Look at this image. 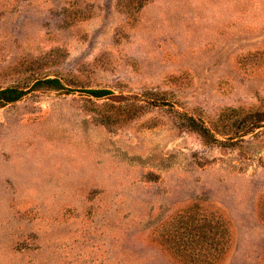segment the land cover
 <instances>
[{"label":"rangeland","instance_id":"rangeland-1","mask_svg":"<svg viewBox=\"0 0 264 264\" xmlns=\"http://www.w3.org/2000/svg\"><path fill=\"white\" fill-rule=\"evenodd\" d=\"M8 87L0 264H264V0H0Z\"/></svg>","mask_w":264,"mask_h":264},{"label":"trees","instance_id":"trees-1","mask_svg":"<svg viewBox=\"0 0 264 264\" xmlns=\"http://www.w3.org/2000/svg\"><path fill=\"white\" fill-rule=\"evenodd\" d=\"M42 82L46 84H51V85H54V84L60 85V82L55 78H48L46 80H43ZM87 91L95 97H101L109 93L108 90H103V89L87 90ZM22 94H23L22 90H19L13 87L1 89L0 90V103L15 101L18 98H20Z\"/></svg>","mask_w":264,"mask_h":264}]
</instances>
